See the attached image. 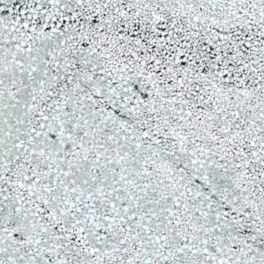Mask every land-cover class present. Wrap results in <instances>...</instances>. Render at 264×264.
Here are the masks:
<instances>
[{
  "label": "snow or ice",
  "instance_id": "6c2138e0",
  "mask_svg": "<svg viewBox=\"0 0 264 264\" xmlns=\"http://www.w3.org/2000/svg\"><path fill=\"white\" fill-rule=\"evenodd\" d=\"M0 264H264V0H0Z\"/></svg>",
  "mask_w": 264,
  "mask_h": 264
}]
</instances>
